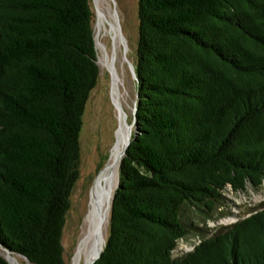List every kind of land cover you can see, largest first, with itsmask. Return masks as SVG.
<instances>
[{
    "label": "trees",
    "instance_id": "16d2710c",
    "mask_svg": "<svg viewBox=\"0 0 264 264\" xmlns=\"http://www.w3.org/2000/svg\"><path fill=\"white\" fill-rule=\"evenodd\" d=\"M138 20L136 124L94 264H264V202L213 235L185 221L264 183V0H138ZM94 21L91 0H0V264H65Z\"/></svg>",
    "mask_w": 264,
    "mask_h": 264
},
{
    "label": "rangeland",
    "instance_id": "374dc122",
    "mask_svg": "<svg viewBox=\"0 0 264 264\" xmlns=\"http://www.w3.org/2000/svg\"><path fill=\"white\" fill-rule=\"evenodd\" d=\"M91 4L95 14L94 31L100 78L97 87L90 94L83 117L80 136V177L71 195L70 209L66 216L62 237L65 264H75L74 255L78 247L80 227L87 214L93 188L98 181V171L105 168L109 162L111 151L115 145L117 130L120 126L117 105L111 93V75L100 64L103 51L101 47H98V38L100 37L101 41L108 46L110 53L113 49L111 39L109 37L102 39V32L100 33V10L108 18L111 14L117 13L121 33L128 44L126 47L124 45L120 46L117 64L122 79L123 108L125 107L124 111L128 124L133 122V112L136 104V79L129 62L133 66L136 62L139 27L138 0H91ZM125 50L127 51L125 52ZM93 164L95 171L90 170ZM224 196L226 198L224 205L217 209L212 218L206 217L197 209H192L188 210L185 221L188 223L193 222L199 228L207 230L209 235H213L221 228L231 226L240 219L249 216L250 213L263 204L264 183L259 188L248 186L244 192H234L228 187L224 192ZM105 231L107 239L109 222ZM201 239V236L194 233L181 240L176 254L190 252L200 243ZM105 243L101 245L100 251ZM18 259L21 263H25L24 259L20 257Z\"/></svg>",
    "mask_w": 264,
    "mask_h": 264
},
{
    "label": "bare ground",
    "instance_id": "6f19581e",
    "mask_svg": "<svg viewBox=\"0 0 264 264\" xmlns=\"http://www.w3.org/2000/svg\"><path fill=\"white\" fill-rule=\"evenodd\" d=\"M99 28L100 33L102 32V39L109 37L113 46L112 53H110L108 46L101 41L100 37H97L98 47H101L103 51V56L100 58L101 67L111 75V93L117 105L120 126L117 130L116 141L111 151L109 162L105 168L98 171V181L93 188L88 211L80 227L81 233L74 255L75 264H90L92 259L100 252L101 245L106 241L105 229L109 222L111 204L119 183V168L123 159V153L128 144L130 129L126 120L125 107L123 108L122 79L117 68L120 46L128 44L125 38L122 37L116 14H111L110 18H108L100 10ZM90 170H94V164ZM4 255L13 263L22 264L18 257L6 253Z\"/></svg>",
    "mask_w": 264,
    "mask_h": 264
},
{
    "label": "water",
    "instance_id": "95a60500",
    "mask_svg": "<svg viewBox=\"0 0 264 264\" xmlns=\"http://www.w3.org/2000/svg\"><path fill=\"white\" fill-rule=\"evenodd\" d=\"M116 16H117V13H116ZM123 35V34H122ZM122 37H124V36H122ZM96 46H97V42H96ZM124 47H126V45H124ZM126 49V48H125ZM127 50H125V52H126ZM129 65H130V67H131V70H132V72H133V74H134V76H135V79H136V82H137V76H136V73H135V68H134V66L129 62ZM136 112H137V98H136V104H135V108H134V112H133V122L131 123V124H129V135H128V144H127V146H126V149H125V151H124V153H123V158H124V156L126 155V152H127V149H128V147L130 146V144H131V140H132V135H133V130H134V128H135V124H136ZM126 115V114H125ZM131 129H133V130H131ZM135 135H136V133H135ZM118 186H119V183H118ZM118 188V187H117ZM113 202V201H112ZM112 205V204H111ZM102 251H103V249L100 251V252H98V254L92 259V261L90 262V264H94L99 258H100V256H101V254H102ZM6 258V260L10 263V264H16V263H13L8 257H5ZM25 260L27 261V263L28 264H30L29 262H28V260L25 258Z\"/></svg>",
    "mask_w": 264,
    "mask_h": 264
}]
</instances>
